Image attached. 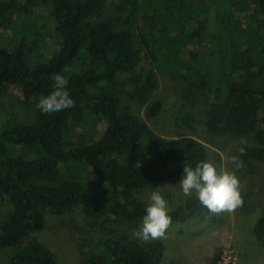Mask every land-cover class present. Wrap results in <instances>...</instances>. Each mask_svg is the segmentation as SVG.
I'll list each match as a JSON object with an SVG mask.
<instances>
[{
  "label": "trees",
  "instance_id": "trees-1",
  "mask_svg": "<svg viewBox=\"0 0 264 264\" xmlns=\"http://www.w3.org/2000/svg\"><path fill=\"white\" fill-rule=\"evenodd\" d=\"M122 2L0 0V251H13L10 264H57L36 234L48 215L79 210L99 228L83 264L162 262L161 240L132 235L148 203L143 191L179 181L183 164L208 160V148L160 137L137 114L159 74L179 80L188 102L210 94L206 130L247 141L239 172L264 164V0ZM30 19L42 25L28 27ZM53 73L68 79L75 106L43 114L35 105L53 90ZM11 87L36 108L34 123L17 120L2 102ZM191 201L183 218L205 209ZM255 230L264 252V216Z\"/></svg>",
  "mask_w": 264,
  "mask_h": 264
},
{
  "label": "rangeland",
  "instance_id": "rangeland-1",
  "mask_svg": "<svg viewBox=\"0 0 264 264\" xmlns=\"http://www.w3.org/2000/svg\"><path fill=\"white\" fill-rule=\"evenodd\" d=\"M122 1L109 0V6ZM122 3L120 6L123 8H130L128 3ZM37 13L40 19L47 16L42 8L37 9ZM250 14H255V10L241 15L244 24ZM215 18L216 10L211 5L207 17L210 31L215 29ZM40 25L30 19L27 26L37 28ZM47 43V54L59 51L56 41L50 39ZM24 57V54L21 55L19 60L22 61ZM146 65L147 61L144 60L139 69ZM211 101L208 93L196 96L191 102L186 101L183 84L159 74L157 89L143 107L136 108V112L156 135L167 139L179 136L195 139L208 148V160L218 166L231 167L229 158L238 154L236 149L244 139L213 136L206 130L205 114ZM2 102L9 105L17 120L35 122L36 108L25 101L17 88L11 87ZM30 156L35 157L33 154ZM238 175L242 181L243 203L230 212L219 214L205 208L193 217L183 218L190 210L188 206L192 198L197 199L194 196L185 197L179 181L161 185V191L171 206L172 224L164 236L156 238L165 245L164 259L160 264H264V252L260 249L255 230L264 216V164H256L252 170L238 172ZM150 193L151 190L143 191L142 195L147 201ZM5 206L4 203L0 214L5 212ZM84 215L82 210L64 216L48 215L45 229L36 234L56 254L57 264H83L86 252L91 248L90 240L98 235L95 233L99 229L87 224L92 216L85 218ZM12 255V250H1L0 264H10Z\"/></svg>",
  "mask_w": 264,
  "mask_h": 264
},
{
  "label": "clouds",
  "instance_id": "clouds-1",
  "mask_svg": "<svg viewBox=\"0 0 264 264\" xmlns=\"http://www.w3.org/2000/svg\"><path fill=\"white\" fill-rule=\"evenodd\" d=\"M53 90L41 97L36 108L43 114H51L75 106V100L68 91V79L59 73L51 74ZM247 144V141H243ZM237 155L229 158L231 167L218 166L211 160H201L194 166L183 164L182 176L178 184L185 197H195L202 207L211 213L230 212L243 203L242 181L238 172L246 165L241 158L246 153L244 146H238ZM156 186L148 197L144 214L138 229L132 235L143 241L164 236L172 224L171 206Z\"/></svg>",
  "mask_w": 264,
  "mask_h": 264
},
{
  "label": "water",
  "instance_id": "water-1",
  "mask_svg": "<svg viewBox=\"0 0 264 264\" xmlns=\"http://www.w3.org/2000/svg\"><path fill=\"white\" fill-rule=\"evenodd\" d=\"M23 54H24L23 52H20V53L16 56L18 62H19L22 66L24 65V62L20 61V60H19V57H20L21 55H23Z\"/></svg>",
  "mask_w": 264,
  "mask_h": 264
}]
</instances>
